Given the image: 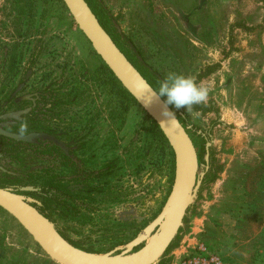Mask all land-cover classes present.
Returning a JSON list of instances; mask_svg holds the SVG:
<instances>
[{"label": "flooded vegetation", "instance_id": "obj_1", "mask_svg": "<svg viewBox=\"0 0 264 264\" xmlns=\"http://www.w3.org/2000/svg\"><path fill=\"white\" fill-rule=\"evenodd\" d=\"M48 1L38 0L35 7ZM55 1H49L53 7L57 4ZM84 2L127 61L147 84L158 89V82L164 77L125 38L133 51L129 48L114 24V17L100 0ZM254 2L262 4L260 22L249 25L236 11L226 29L222 56L195 72L198 84L235 51V33L261 34L264 0ZM23 8L22 19L18 21L22 25L15 32L25 39L21 54L14 47L11 50L10 46H0V66L9 68L8 72L0 68V77H8L5 85H0V187L12 188L39 203V213L74 247L87 252L109 251L131 241L159 214L173 183V154L152 120L115 89L100 68L79 63L81 55L88 54L78 42L61 40L67 31L50 30L48 21L52 18L46 15L42 21L41 9L32 21L36 10L32 13L28 3ZM208 67L214 71H207ZM90 73L98 80L97 87L95 80L90 81ZM169 109L182 127H187L185 132L196 149V157L201 160L204 145H212V135L218 130L215 129L223 127L221 114L211 100L193 106L190 113L212 117L202 132L188 124L182 108L169 105ZM22 120L28 124V132L23 137L17 134ZM209 172L214 181L215 170ZM21 188L30 190L18 192ZM188 211L163 255H167L185 226ZM9 221L21 228L0 209V264H17L20 258L15 254L20 257L31 253L26 248L10 252L9 231L2 225ZM156 229L157 226L149 235Z\"/></svg>", "mask_w": 264, "mask_h": 264}, {"label": "rangeland", "instance_id": "obj_2", "mask_svg": "<svg viewBox=\"0 0 264 264\" xmlns=\"http://www.w3.org/2000/svg\"><path fill=\"white\" fill-rule=\"evenodd\" d=\"M36 1L0 0V46H10L11 50L14 47L21 54L25 39L15 32L22 25L18 21L22 19L24 3H28L32 13L36 10L32 21L41 9L42 21L46 15L52 18L48 21L50 30L67 31L61 40L78 42L88 54L81 55L79 63L98 67L99 60L61 2L53 0L56 11L51 0L38 4V8ZM100 4L114 17L120 35L128 38L163 77L170 71L194 76L199 68L215 63L222 56L226 29L236 11L253 26L263 16L262 4L254 0H100ZM69 27L78 34L77 38L69 33ZM235 35V51L201 82L209 89L208 100L226 123L212 135L208 170H215V179L209 177L207 170L186 224L168 252L189 240L191 244L203 243L223 264H264V29L260 35ZM4 66L0 68L8 72ZM91 76L90 73V81L95 82L96 77ZM7 78L1 76L0 85H5ZM183 111L188 124L198 131L204 132L212 119L209 115L192 114L186 108ZM2 225L9 231L10 252L23 248L31 252L28 256L15 254L20 258L17 264H57L21 228L11 222ZM159 260L154 264L168 261L166 257Z\"/></svg>", "mask_w": 264, "mask_h": 264}, {"label": "water", "instance_id": "obj_3", "mask_svg": "<svg viewBox=\"0 0 264 264\" xmlns=\"http://www.w3.org/2000/svg\"><path fill=\"white\" fill-rule=\"evenodd\" d=\"M72 23L89 45L99 62L110 72L119 86L131 97L144 114L152 120L171 149L174 159V177L171 190L159 214L131 241L106 252H87L74 247L60 236L57 227L39 213V203L17 194L14 189L0 187V209L10 215L29 235L38 248L58 264H154L162 256L173 264L178 254L191 242L182 241L168 255H163L177 230L182 227V218L191 208L205 173L208 170V148L199 160L182 125L174 118L163 115L159 102L145 104L149 100L147 82L127 61L115 46L110 36L101 27L97 17L84 0H60ZM122 39L123 36H121ZM125 40V39H124ZM129 48L133 51L131 44ZM138 58V57H137ZM169 111H171L169 109ZM172 112V111H171ZM226 123L223 122V126ZM21 188L19 191H28ZM172 219L170 225H167ZM157 226L154 234V227ZM142 244L136 250L133 247Z\"/></svg>", "mask_w": 264, "mask_h": 264}, {"label": "clouds", "instance_id": "obj_4", "mask_svg": "<svg viewBox=\"0 0 264 264\" xmlns=\"http://www.w3.org/2000/svg\"><path fill=\"white\" fill-rule=\"evenodd\" d=\"M145 87L146 92L149 93V100L145 104L159 102L163 115L171 119L174 118V113L169 111V105L176 109L186 108L191 111L195 105L206 104L209 96V89L198 84L194 76L171 71L158 82V89L152 88L150 84H146ZM27 132V121L22 120L17 134L23 137Z\"/></svg>", "mask_w": 264, "mask_h": 264}, {"label": "built area", "instance_id": "obj_5", "mask_svg": "<svg viewBox=\"0 0 264 264\" xmlns=\"http://www.w3.org/2000/svg\"><path fill=\"white\" fill-rule=\"evenodd\" d=\"M173 264H223L222 259L201 242H191L176 257Z\"/></svg>", "mask_w": 264, "mask_h": 264}, {"label": "trees", "instance_id": "obj_6", "mask_svg": "<svg viewBox=\"0 0 264 264\" xmlns=\"http://www.w3.org/2000/svg\"><path fill=\"white\" fill-rule=\"evenodd\" d=\"M60 1V0H59ZM97 58V57H96ZM98 59V58H97ZM99 66V68L101 69V71H102V73L110 80V82H111V85L112 86H114V88L115 89H117L124 97H126L130 102H133V103H135L132 99H131V97L119 86V84L114 80V78L112 77V75L110 74V72L105 68V66H103L101 63L100 64H98ZM207 69V71H209V72H212V71H214L213 70V68H210V67H208V68H206ZM145 117H147V116H145ZM148 118V117H147ZM149 119V118H148ZM150 120V119H149ZM151 121V120H150ZM152 122V121H151ZM153 123V122H152ZM154 124V123H153ZM154 127H155V129H156V126L155 125H153ZM160 134V133H159ZM160 137H161V139L162 140H164L163 139V137H162V135L160 134ZM214 177H212L211 176V179H213Z\"/></svg>", "mask_w": 264, "mask_h": 264}, {"label": "crops", "instance_id": "obj_7", "mask_svg": "<svg viewBox=\"0 0 264 264\" xmlns=\"http://www.w3.org/2000/svg\"><path fill=\"white\" fill-rule=\"evenodd\" d=\"M62 6V4H61ZM55 10L58 11V7L55 6ZM63 21V20H61ZM69 33L74 37V38H77L76 36V32H74V30L72 29V27H69Z\"/></svg>", "mask_w": 264, "mask_h": 264}, {"label": "bare ground", "instance_id": "obj_8", "mask_svg": "<svg viewBox=\"0 0 264 264\" xmlns=\"http://www.w3.org/2000/svg\"><path fill=\"white\" fill-rule=\"evenodd\" d=\"M172 222V219H169L167 225H170V223ZM58 264V263H57Z\"/></svg>", "mask_w": 264, "mask_h": 264}]
</instances>
